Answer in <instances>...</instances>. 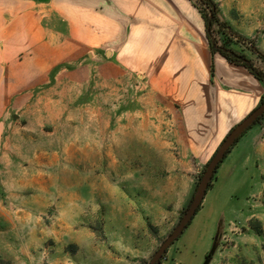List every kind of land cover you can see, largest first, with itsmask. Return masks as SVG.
Listing matches in <instances>:
<instances>
[{"label":"rangeland","instance_id":"obj_1","mask_svg":"<svg viewBox=\"0 0 264 264\" xmlns=\"http://www.w3.org/2000/svg\"><path fill=\"white\" fill-rule=\"evenodd\" d=\"M256 20L264 25V13ZM235 48L264 70L247 46ZM99 65L77 93L47 88V102H59L45 111H13L15 149L0 168V264H149L216 151L197 157L182 140L175 111L189 110L186 100L167 108L144 80L110 81ZM39 117L32 131L21 129ZM257 125L228 154L160 264H264V174L238 150Z\"/></svg>","mask_w":264,"mask_h":264},{"label":"crops","instance_id":"obj_2","mask_svg":"<svg viewBox=\"0 0 264 264\" xmlns=\"http://www.w3.org/2000/svg\"><path fill=\"white\" fill-rule=\"evenodd\" d=\"M214 2L221 20L264 50V25L256 20L263 1ZM235 9L239 14L231 17ZM96 64L110 81L123 75L144 80L167 108L186 100L189 110L175 112L182 140L197 157H210L264 96V84L246 68L212 53L192 0H0V168L15 149L13 111L54 106L59 101L47 102V88L69 85L77 93L94 77ZM197 104L204 107L199 114ZM41 121L29 119L21 129L30 132ZM238 150L264 174V121Z\"/></svg>","mask_w":264,"mask_h":264},{"label":"trees","instance_id":"obj_3","mask_svg":"<svg viewBox=\"0 0 264 264\" xmlns=\"http://www.w3.org/2000/svg\"><path fill=\"white\" fill-rule=\"evenodd\" d=\"M199 1L201 4V7L199 5H197L195 2H194V5L198 8L200 13L202 14V17L205 20L206 29H207V36H208V40H209V44H210V48H211L212 53L213 54L218 53L221 56H223L224 58H226V60H228V62L246 68L258 81H260L264 84V70L257 69L255 67L253 61L249 57H247L243 52H239L235 48V46H241V47L247 46V50L251 51L254 55H256L258 58H260L264 61V54L260 53L257 50L255 42L253 40H250L247 37H244V36L240 35L239 33H237L232 28V26L230 25L229 22L221 20V18L219 17L218 4L215 3L213 0H199ZM212 68L214 71V65H212ZM263 100H264V96L262 97L260 103ZM263 120H264V115L262 117H260L256 121L255 124H259ZM238 141L235 143L234 146H236ZM234 146L231 148L230 151H228L227 155L225 156V159L228 156V154L233 150ZM222 163L219 165L218 169L220 168ZM202 173L203 172L200 173V176ZM216 173L214 175L213 181L215 179ZM212 183H211L209 189L211 188ZM196 185H197V183H196ZM195 188H194V191H195ZM189 201L186 203V207L188 206ZM201 207H202V205L200 206L198 211L201 209ZM190 224H189V226H190Z\"/></svg>","mask_w":264,"mask_h":264},{"label":"water","instance_id":"obj_4","mask_svg":"<svg viewBox=\"0 0 264 264\" xmlns=\"http://www.w3.org/2000/svg\"><path fill=\"white\" fill-rule=\"evenodd\" d=\"M264 115V100L253 109L243 120L235 125L231 131L226 135L220 143L213 156L207 163L205 170L200 177V180L195 188V191L189 201L188 206L183 212L179 222L173 228L171 233L161 243L159 248L152 255L149 264H160L164 254L170 246L180 238V236L187 229L193 218L197 214L198 209L202 205L208 189L213 182L215 173L219 165L224 161L228 151L235 145V143L244 135V133L252 127L256 121ZM14 118H18L15 116Z\"/></svg>","mask_w":264,"mask_h":264}]
</instances>
